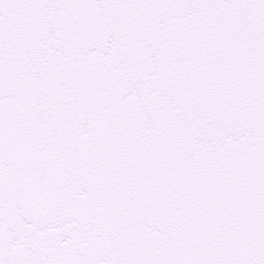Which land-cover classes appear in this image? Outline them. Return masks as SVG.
Returning <instances> with one entry per match:
<instances>
[{"label":"snow or ice","instance_id":"6c2138e0","mask_svg":"<svg viewBox=\"0 0 264 264\" xmlns=\"http://www.w3.org/2000/svg\"><path fill=\"white\" fill-rule=\"evenodd\" d=\"M0 264H264V0H0Z\"/></svg>","mask_w":264,"mask_h":264}]
</instances>
